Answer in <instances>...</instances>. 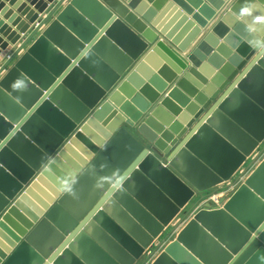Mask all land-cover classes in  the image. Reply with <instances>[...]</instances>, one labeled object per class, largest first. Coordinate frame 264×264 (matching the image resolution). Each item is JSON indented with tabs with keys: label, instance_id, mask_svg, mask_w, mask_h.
I'll list each match as a JSON object with an SVG mask.
<instances>
[{
	"label": "water",
	"instance_id": "95a60500",
	"mask_svg": "<svg viewBox=\"0 0 264 264\" xmlns=\"http://www.w3.org/2000/svg\"><path fill=\"white\" fill-rule=\"evenodd\" d=\"M27 1L33 6L39 2ZM47 1L50 5L40 2L35 8L40 16L49 11L44 17L38 18L29 6L20 10L32 25L0 3V17L8 19L7 25L0 20V34L8 36L9 24L20 36L10 35L18 42L15 46L0 38V264H9L25 247L35 253L32 264H39V257L43 264H137L154 244L160 246L161 237L195 196L232 180L264 144V44L251 36L238 38L246 35L247 26L233 13L239 15L245 0H231L228 15L216 23L225 0H209L212 8L204 0H135L128 15L117 11L123 10L117 0H97L109 14L105 18L97 13L92 19L74 8L84 21L78 30L60 19L74 0ZM140 8L143 12L137 15ZM255 14H264V9L258 7ZM54 23L67 34L63 42L69 51L45 37ZM206 31L214 36V47L203 43ZM42 37L53 45L55 56L43 44L32 52ZM102 39L119 53L103 82L90 73L98 70L88 60L81 66L72 57L83 43L90 49ZM221 47L230 49L234 59L225 57ZM213 55L222 58L219 67L212 64ZM25 81L31 86H24ZM13 82L21 87L13 90ZM90 109L100 112L93 120L106 123L108 131L125 129L136 137L139 126L141 137L154 140L155 149L127 171L125 178L135 177V186L129 182L119 208L93 202L88 189L94 181L89 178L74 194L63 196L68 174L62 180L47 165L40 167L52 153L59 156L58 145L68 133L84 131L80 119ZM85 128L86 135L98 131L91 121ZM206 137H211L210 144L194 143ZM176 144L193 159L188 177L165 159V149ZM149 156L163 171L154 174L143 166ZM59 158L83 162L75 144ZM106 162L115 168L121 160L110 153ZM262 185L264 160L228 200L204 204L151 264H168L173 253L183 255L181 249L193 264H224L227 256L235 257L233 246L243 234L264 252V234L237 215L249 195L264 201ZM81 212L70 223L69 216ZM259 247L245 264H264Z\"/></svg>",
	"mask_w": 264,
	"mask_h": 264
},
{
	"label": "clouds",
	"instance_id": "9594fccd",
	"mask_svg": "<svg viewBox=\"0 0 264 264\" xmlns=\"http://www.w3.org/2000/svg\"><path fill=\"white\" fill-rule=\"evenodd\" d=\"M117 2L122 6L123 10L116 7L114 8H116L117 11H121L122 15H128L136 8L135 0H117ZM130 3L132 4L131 8H129ZM204 4H207L209 8L213 7V5L209 3V0H204ZM258 7L264 9V3H262L261 0H245L243 6L240 8L239 15L237 16L235 13H233V15L237 22L244 23L247 26L246 35L238 38L243 39L244 37L251 36L261 44H264V30L261 29V26L264 25V14H255ZM74 8H78L85 16L92 17V19L96 18L97 13H104L106 18L110 12V10L106 11L105 8H102L100 4L97 3V0H93L92 5H85L81 3L80 0H74L73 6L69 7L61 15L60 19L77 30L78 24L82 25L84 21L76 14L73 10ZM230 8L231 0H225L223 7L219 8L213 23L223 20L228 15ZM141 12H143V8L136 9L137 15ZM249 18H251V22H249ZM65 35L67 34L63 32V29L59 28L58 23L52 24L45 33V37H50L56 45L65 48V51H69L63 42V36ZM45 37L39 40L32 49V52L43 44L48 55L55 56V48L52 44L47 42ZM202 39L204 44H209V42H211V47H214L216 44L215 38L210 31H206ZM243 42L246 43L247 40L244 39ZM228 43H232L231 36L228 39ZM100 47L106 50L100 51ZM191 51L192 50L189 51V54H191ZM220 52L224 53L225 57H232L234 59V55L230 49L221 47ZM75 53L76 54L72 57L78 58L81 66L83 61L88 60L90 65L98 70L90 73L96 76L97 79H100L101 82H103V78L110 73V65L113 64L115 57L119 55L115 47L108 44L103 39L90 49L85 48V43H83V47H77ZM211 62L219 67V65L223 63V60L220 56L213 55L211 57ZM204 64L207 65L208 61L205 60ZM61 71H63V69ZM71 75L72 73L69 76ZM221 79L222 77L217 76L216 82L220 83ZM23 83L24 86H31L26 81ZM20 87L21 85L18 82H13L11 85L13 90L19 89ZM92 108H95V106ZM90 112L92 113L91 115L89 114ZM99 115L100 112L98 110L93 112L92 109H90L87 114L83 115L80 119L79 126L81 129H84V131L76 132L75 135L68 133L58 145L59 156L55 152L52 153L50 158L44 159L40 167L43 168L47 165L49 168L56 171V174L61 176L62 180L65 179V173L68 174L66 177V185L62 187L63 196L74 194L76 186L85 178H89L94 181L91 189H88L91 200L93 202L96 200L101 202L106 201L108 207L119 208L121 202L124 200L122 197L127 196L129 193V182L132 181L133 186H135V177L131 180L125 178L127 176V171L130 169V166L134 168L135 164L140 161V156L154 150L155 144L153 143L154 140L149 139L144 134L142 137L140 136L141 132L139 126L135 129L137 132L136 137L128 135L125 129H121L118 132L115 130H106V123L93 120V116ZM90 121L96 124L98 131L93 129L92 134L86 135L85 132L87 129L85 125ZM223 123L227 125V121ZM128 127H131V125H128ZM113 129H115V126H113ZM101 133H103V135H101ZM194 143L200 145L210 144L211 137H206L204 139L198 138ZM74 144L78 146V151L83 162L74 163L70 159L61 162L59 157L64 156L66 151L70 149V146ZM178 149L179 144L165 149V159L180 173L188 177L194 165L193 159L187 152L178 151ZM110 153L119 155L121 163L118 167L109 168L106 157ZM57 165L62 167L64 172H61ZM69 165H71V167H69ZM143 166L146 169H150L154 174L163 171L160 169L159 164L150 156L143 162ZM259 190L264 194V185H262ZM237 215H239L245 223H248L251 228L255 229L256 232L264 234V201L257 200L254 196L249 195L242 208L237 211ZM81 216H83L82 212L79 215L73 213L69 216L70 223L75 224L76 220L80 219ZM258 225L259 227H257ZM172 247H177V245H173ZM189 247H191L193 251H197L193 244L190 243ZM257 247L259 246H256V243H254L252 239H249L247 234H243L239 241L233 246V252L236 254L235 257L227 256L224 264H228L229 260H232L233 264H245V261L249 257L255 255L253 249ZM259 249L261 251L260 247ZM168 251L171 252L172 248H169ZM181 252L183 253L182 256H176V254L173 253L174 259L169 260L168 264H193L191 256L183 249H181ZM33 254L35 253L27 251L26 247L21 248L13 255L9 264H32L31 257ZM197 254H199V252H197ZM44 255L46 256L47 252H45ZM39 264H43L42 257H39ZM253 264H255V261H253Z\"/></svg>",
	"mask_w": 264,
	"mask_h": 264
},
{
	"label": "crops",
	"instance_id": "0c3cea01",
	"mask_svg": "<svg viewBox=\"0 0 264 264\" xmlns=\"http://www.w3.org/2000/svg\"><path fill=\"white\" fill-rule=\"evenodd\" d=\"M37 1H39V2H37V4L38 3H40V2H44V3H46V4H48V5H50V3H49V1H47V0H37ZM142 1V0H141ZM0 3H3V5L7 8H9V11H10V13L11 14H16L17 15V17L21 20V22H23L24 20L26 21V19H24L22 16H21V13H20V10H22L23 8H24V6H29L32 10H34L35 11V14H38V11L37 10H35V8H36V5L35 6H33V2H28L27 0H8L7 2L5 1V0H0ZM18 3H20V4H22V5H20V7H16L17 6V4ZM67 3V2H66ZM52 8V7H51ZM49 12V11H48ZM48 12H46L45 13V15L46 14H48ZM45 15H43V14H41V16L42 17H44ZM39 14H38V18L39 17H41ZM0 20L1 21H3L6 25H7V23H8V19H4V18H1L0 17ZM27 23H29L28 21H26ZM30 24V23H29ZM30 25H32V24H30ZM46 26V25H45ZM45 26L44 27H42L41 28V30L43 29V28H45ZM7 31H9V33H8V36H4L5 34L3 33V34H0V38H2V40L4 41V42H6L7 44H10V45H12V46H15V45H17L18 44V42L17 43H13V40H10L9 39V37H10V35H15V36H19L18 34H17V31H16V28L15 27H13L12 25H9L8 24V28H7ZM6 31V32H7ZM20 37V36H19ZM23 52L24 51H22L21 52V54H23ZM0 53H2V51L0 52ZM20 54V55H21ZM6 72V71H5ZM4 72V73H5ZM260 155H257V152L254 154V156L251 158L252 159V166H251V168H250V170H247V173L245 174V175H243L244 177H241L242 179H240V176H241V174L243 173V172H245V170H241L240 172H238V173H236L233 177H232V180H230L228 183H224V184H222V185H219V186H217L216 188H215V190H214V192L215 191H221V192H219V193H217L216 195H215V197L214 198H212V199H208V200H206V201H204V202H202V204L201 205H199V207H197V208H195L194 209V206L190 209L189 208V205L185 208V210L184 211H182V214H180L179 216H178V218L171 224V225H176V224H178V223H180L183 219H185L186 218V216L185 217H183V215L184 214H190L189 215V217L187 218V221H185L184 222V225L193 217V215L194 214H196L198 211H199V209H201L202 207H203V205L204 204H206V203H209L208 201H213V203H216L217 204V202H216V200H220L221 198H224V199H229V197H231L232 196V194L235 192V190H236V188H238L237 186H238V183L239 184H242L243 183V181L244 180H246V178H248L249 177V175L253 172V170L259 165V163L261 162V161H263L264 160V154L259 158V160H257V161H255L258 157H259ZM250 159V160H251ZM254 163V164H253ZM206 196V195H205ZM215 200V201H214ZM184 225H182V227L184 226ZM182 227L180 228V230L182 229ZM173 240V239H172ZM155 245H157V244H155Z\"/></svg>",
	"mask_w": 264,
	"mask_h": 264
},
{
	"label": "rangeland",
	"instance_id": "374dc122",
	"mask_svg": "<svg viewBox=\"0 0 264 264\" xmlns=\"http://www.w3.org/2000/svg\"><path fill=\"white\" fill-rule=\"evenodd\" d=\"M264 154V144L262 146H260L259 150L257 151V155H260L255 161L259 160V158ZM254 156V155H253ZM252 156V157H253ZM251 157V158H252ZM249 158L248 162L246 163V165L242 168L243 170H245V172H243L240 176V179H242L241 177H244L243 175H245L247 173V170H250L251 166H252V159ZM251 159V160H250ZM254 164V163H253ZM238 183V186L239 187ZM216 188V187H215ZM237 189V188H236ZM215 189L206 191V192H202L200 193L198 196H195L192 201L189 203V208L191 209L194 205V209L199 207V205L202 204V202L206 201V200H210L212 198L215 197V195L221 191H215ZM206 195V196H205ZM200 197H204L202 200L200 199ZM215 201V200H214ZM209 203H211L212 206H215L216 203H213V201H208ZM216 202H218V200H216ZM185 210V209H184ZM189 213L186 215V218L183 219L180 223L176 224V225H171L166 232L164 233V235L166 236L167 234H170L169 238H165L164 235L161 237V239L159 240V242H162L163 245L160 244V246L157 247V245H153L151 248H149V250L147 251V253L142 257L141 260L138 261L137 264H151L156 257L162 252V248L166 245L167 242L171 241L172 239H174L177 235V233L180 231V228L182 227V225H184V222L187 221V218L189 217ZM165 244V245H164Z\"/></svg>",
	"mask_w": 264,
	"mask_h": 264
}]
</instances>
